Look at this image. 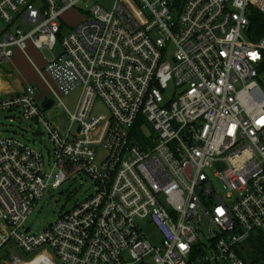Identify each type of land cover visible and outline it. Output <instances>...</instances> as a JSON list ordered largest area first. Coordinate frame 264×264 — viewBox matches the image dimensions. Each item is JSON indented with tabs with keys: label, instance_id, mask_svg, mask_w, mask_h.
<instances>
[{
	"label": "built area",
	"instance_id": "obj_1",
	"mask_svg": "<svg viewBox=\"0 0 264 264\" xmlns=\"http://www.w3.org/2000/svg\"><path fill=\"white\" fill-rule=\"evenodd\" d=\"M110 1L0 0V66L30 43L49 53L59 98L81 91L75 113L55 107L70 123L61 134L35 88L0 83V113L17 111L52 145L46 162L0 136V252L30 259L12 264H248L246 244L264 234V36L247 33L264 0ZM71 10L81 20L63 33ZM80 175L93 194L27 232L43 195Z\"/></svg>",
	"mask_w": 264,
	"mask_h": 264
},
{
	"label": "rangeland",
	"instance_id": "obj_2",
	"mask_svg": "<svg viewBox=\"0 0 264 264\" xmlns=\"http://www.w3.org/2000/svg\"><path fill=\"white\" fill-rule=\"evenodd\" d=\"M93 4H98L104 7L107 11L111 10L112 3L110 0H88L86 3L87 7L82 3L79 10L86 12V8L91 7ZM86 7V8H85ZM253 11L259 12L264 17V2L259 3L256 7L251 9L250 15ZM64 29L63 33L71 29L73 26L80 22L81 17L76 11H69L63 17ZM3 29V24L0 21V32ZM58 47L55 48V53H58ZM50 57L48 52L43 53V58L48 59ZM42 81L46 84L50 95L47 98H44L48 101H51L53 104L50 109L45 111L46 117L50 119L58 131L61 134H66L70 129V123L68 122L67 115L62 107L55 108L60 101L65 109L70 113H75L78 103L81 97V91L75 90L69 96L59 98L56 95V91L53 90L52 84L45 78L44 74H40ZM38 86L40 90L41 86ZM171 94V89L165 95V98H168ZM37 102L40 108L43 107L42 101L37 97ZM106 109L100 103L96 101L93 109L94 116H106ZM37 125L32 121L24 119L17 111L3 112L0 113V136L2 137H14L22 143L30 146L31 148L39 151L45 158V161L48 162V152L52 150V145L49 139L46 136H37L35 134L38 131ZM51 154V153H50ZM53 168V162L50 161V169ZM94 192L93 185L89 180L84 176H77L71 180L65 182L61 187L55 190L47 191L43 197L31 208V211L26 219L24 224V229L27 232L33 234H39L42 232L48 225L56 222L59 216L65 214L66 212L72 210V208L82 202L85 198L91 196ZM149 238L156 242L159 239L157 232L151 228L149 232ZM20 258L24 261H29L28 257H25L17 250L13 245H8L0 252V264H12V258ZM247 254V260H248ZM249 261V260H248Z\"/></svg>",
	"mask_w": 264,
	"mask_h": 264
},
{
	"label": "crops",
	"instance_id": "obj_3",
	"mask_svg": "<svg viewBox=\"0 0 264 264\" xmlns=\"http://www.w3.org/2000/svg\"><path fill=\"white\" fill-rule=\"evenodd\" d=\"M43 52H39L32 44L28 43L24 52L13 49V55L8 65L0 66V83L3 93L7 94H22L27 86L35 88V100L36 97L42 101L44 107L46 103H49L50 109L52 106L51 101L44 98L49 97L50 91L48 90L40 73L44 74L46 78L53 86V90L56 91L55 86L50 79L45 75L44 69L46 67V61L49 59L43 58ZM41 88L38 90V86Z\"/></svg>",
	"mask_w": 264,
	"mask_h": 264
},
{
	"label": "trees",
	"instance_id": "obj_4",
	"mask_svg": "<svg viewBox=\"0 0 264 264\" xmlns=\"http://www.w3.org/2000/svg\"><path fill=\"white\" fill-rule=\"evenodd\" d=\"M248 39L255 42L264 36V17L257 11L249 16ZM248 253V264H264V234L255 233L246 244Z\"/></svg>",
	"mask_w": 264,
	"mask_h": 264
},
{
	"label": "bare ground",
	"instance_id": "obj_5",
	"mask_svg": "<svg viewBox=\"0 0 264 264\" xmlns=\"http://www.w3.org/2000/svg\"><path fill=\"white\" fill-rule=\"evenodd\" d=\"M31 264H52L50 258L46 255H41L33 260Z\"/></svg>",
	"mask_w": 264,
	"mask_h": 264
},
{
	"label": "water",
	"instance_id": "obj_6",
	"mask_svg": "<svg viewBox=\"0 0 264 264\" xmlns=\"http://www.w3.org/2000/svg\"><path fill=\"white\" fill-rule=\"evenodd\" d=\"M47 107H49V103H46L45 108H47ZM37 135H39V134L37 133ZM39 136H41V135H39Z\"/></svg>",
	"mask_w": 264,
	"mask_h": 264
}]
</instances>
